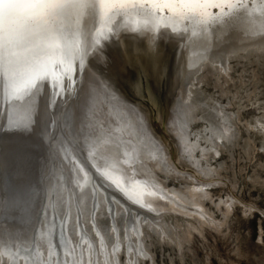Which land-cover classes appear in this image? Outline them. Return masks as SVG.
<instances>
[{
    "label": "rangeland",
    "instance_id": "obj_1",
    "mask_svg": "<svg viewBox=\"0 0 264 264\" xmlns=\"http://www.w3.org/2000/svg\"><path fill=\"white\" fill-rule=\"evenodd\" d=\"M181 32L188 33L187 29H181ZM176 43L175 50L169 48L165 52L166 59L172 57V70L170 88L164 94L167 100L163 118L143 99L129 96L125 99L121 91L102 80L117 96L149 117L153 135L161 147L163 145L162 150H167L173 169L164 164L158 167L153 160L148 161L150 167L147 168L155 179L142 177L145 184L160 181L167 191L178 192L184 198L190 197L191 188H202L206 184L210 194L201 200L207 210L205 216L209 215L207 218L213 221L205 222L185 211L184 214L181 208L152 212L150 206L140 200L142 187L135 189L136 185L132 186L138 183V177L128 176L127 181V173L124 182L129 183L128 188L139 189V193L136 192L138 196L132 193L133 196L125 190L122 179L118 177L119 181L115 173L121 167L109 164L116 158L117 150L107 154L108 148L103 147V143L107 141L104 138L106 131L112 132L116 128L115 131L122 133L126 130L122 127H127L130 121L127 122L117 104H109L98 90L95 91L97 87L88 74L101 78L92 60L88 66L84 64L85 75H81L78 66L70 70L58 63L53 69L54 76H40L28 95L13 97L10 110L6 107L10 100L1 95L0 264H63V260L53 263L51 257L61 252L63 258L65 247L71 248L69 236L73 234H69L67 227L77 234L74 228L80 216H83L80 222L82 220L84 233L91 236L97 249L96 264H105L102 253L105 247L100 235L111 250L112 264L115 260L117 263L114 264H264V50L252 46L226 54L219 63L203 61L191 80L194 84L188 87L191 98L181 102V106L178 98L186 41ZM161 106L158 105V111ZM175 113L180 119L178 125L181 124L184 131H179L181 137L170 131L169 124ZM117 131L112 135L115 136ZM143 135H138L137 139L143 140L142 146L148 147L147 136L144 132ZM124 136L129 142L126 143L133 146L136 138L132 134ZM146 147L144 152L149 151ZM100 150L105 153L101 154ZM127 154L133 156L128 151ZM108 167L115 172L107 170ZM121 171L126 172L124 168ZM141 173L144 172L141 170ZM139 181L144 183L142 179ZM97 182L101 183L100 187ZM68 187L74 190L73 195L78 199L74 200L76 205L83 203L84 213L79 204L77 209L81 215L77 212V218L69 217L66 207ZM58 188L66 190L67 202L61 203L64 200L61 196L63 200L58 202L57 208L54 203L60 198L55 195ZM49 192L52 195L48 197ZM79 199L84 200L80 202ZM178 202L188 207L184 202ZM156 216L164 219L161 221ZM78 236L84 243L81 234ZM107 258L110 262L111 258Z\"/></svg>",
    "mask_w": 264,
    "mask_h": 264
},
{
    "label": "bare ground",
    "instance_id": "obj_2",
    "mask_svg": "<svg viewBox=\"0 0 264 264\" xmlns=\"http://www.w3.org/2000/svg\"><path fill=\"white\" fill-rule=\"evenodd\" d=\"M250 10H253V11H251V13H250ZM233 15H231V16H233ZM231 16H229L230 18L228 20L224 21V23H222V24L216 23V25L214 24L215 25L214 27H206V29H205V27L200 26V25H197V27L193 26V27H195V29H191V28H189L187 26H180V24L182 23L181 21L178 22V23H176L175 30H177V31H181V30H178V29H188V30H190V31L187 30L188 31V33L186 32L187 34L182 33V32H178L176 34V36H177L176 37L177 38V42L186 41L185 51L182 54V59L184 58V60H183L184 61V68H183V70H185V73L182 70V72H183V79H182V83H181V92L179 93V98H178V99L181 100V101L178 100V102H180V104H181V102L184 103L186 100H190V98H191L190 97V93H191V91H190V88L191 87L190 86L194 84V83L193 84L191 83V80L194 78L197 70L199 69V66H201V64H202L203 61H205V60L207 61V59H208L209 61L210 60H213V62L214 61H216V62L218 61V63H219V61H221V60L223 61V58L226 57L225 56L226 54L231 53V52H235V51H240V50H243V49L245 50V48L252 47V46L258 47V48H261V49L264 50V5L261 4V0H255L252 4H250L249 6H247L246 8H244L239 13L235 14L232 18H231ZM144 23H145V18H143L141 16H138V15H132V16L127 17L126 19L125 18H117L116 19V23L113 25V27H114V33H115L114 36L119 35L120 34L119 32H121L122 30H126V31L129 30L130 28H132L133 25L141 26V30L140 31H136L135 33H137L138 35H141V36L146 37L147 41L151 44L152 43L151 41L153 40V38L156 37V35H154V32H151L150 26H149V28L142 27L144 25ZM51 29H52L53 33L56 36L59 37V39L55 41V44L58 47H60V48L71 47V48L74 49V55H73V57L71 59V62H69L67 60H63V58L60 56L59 53H57L55 56H45L42 59L39 58V57H35L33 55V53L28 50V47H26L22 43L19 44V45H17V46H15V47H13L11 49V52L14 53V56L12 57V59L13 60H19L20 63L17 64V65H15L14 69L13 68H7V66L6 67H0V96L3 94V96H4L5 99L8 98L10 100L9 101V105L6 106V107H8L9 110L11 109V107L13 105L11 103V99L13 97L23 98L25 95H28V93H30V91H31L30 90L31 87L29 86V82L30 81H34L35 82V80H37L40 76H41V78L42 77L45 78L47 76L48 77L54 76L55 74L53 75V73H54L53 69H54V67H56L55 65H57L58 63L61 66L63 65L64 67H68L70 70H73V68L75 66H78L79 69H80V72H81V67H83L84 64H86L88 66L89 63L91 62V60H92V63H95L96 61H98L100 59L99 57H102L103 56V51H101V50H102L103 47H106V43H108L111 40V39H108L107 41H103L102 40L99 45L90 47V45L92 44V36H93V34L96 33V31L98 29L101 30V31H104V29L102 27V23H101V17L98 14L97 10L94 9V8L87 9L82 16H80L78 14V10H76V9H68L65 12L59 14L57 17H55L51 21ZM85 34L88 37L87 41H85V39H84V35ZM193 34H195L194 37L191 36ZM119 37H121V35ZM110 38H112V36H110ZM92 51H96L94 53H96V55L98 54V57H96L95 54H93L91 56V54L93 53ZM101 52H102V54H101ZM69 69H67V70L70 71ZM57 70H58V68H57ZM61 70H63V69H61ZM70 74H71V71H70ZM69 76H71V75H69ZM88 76H89V79H92L93 80L92 82L94 83V86L97 87V89L95 91L98 90L99 93H100V95L102 94V96H104L105 100H107V102L109 104H113V103L117 104V106L119 108L118 110H120V112L125 115V118H126L127 122H128V120L130 121L128 123L129 125H127V127H124V126L122 127L121 126L123 129L126 128V130L124 132H122V133L120 131L118 132L116 130L118 133H116L115 136H113L112 134H115V132H116L115 129L116 128H114V130H113L115 132H113V131L112 132L111 131H109V132L106 131L107 133L105 132L106 135H105L104 138L107 141L104 140V143H103L104 144L103 147L108 148L107 149L108 150L107 154L109 152H111L110 154H112V151L113 150H117L116 156H115L116 158L114 159V156H113L112 158L114 159V161H111L110 160L109 161V164L119 166V167H121V169L124 168L126 170V172H123L119 168L120 171L119 170H116L118 172H115L114 171L117 174V178L119 177L120 179H122L123 185L125 186V190H127V192L130 191L131 194L132 193L133 194L135 193L137 195L136 192H138L139 189H137V191H135L136 187L137 188L142 187L143 190L142 189H140V190L143 191V195L138 192L139 193V197H141L140 200L143 199V201L145 203V204L144 203L143 204L145 206H150V208L152 209V212H153V210L155 212H161V211L168 210L169 208H172L174 210H178L179 208H181V209H183L182 210L183 213L185 211V212H188L191 216H194V217L195 216H199L205 222H208V223L212 222L213 220L212 221L211 220L209 221V219L207 218L209 215H207V217L205 216V213H207V210L205 208L204 202L201 200L202 197L209 196V194H210L209 191L207 190V188L205 187L206 184L203 185L202 188H197V187H194V189L191 188L192 190H189L190 197L189 196L188 197L186 196V198L182 197L181 196L182 194L180 195V194H178V192H175V191L173 192V191H170V190L167 191L166 190V187L164 185H162V183H160V181H156L155 180L154 181L155 184L154 183L153 184H151V183L145 184V182L143 181V178L144 179L147 178V180L148 179L151 180V179H153L155 177L154 174H153V172L151 170L149 171V169L147 168V166L150 167L148 161H152L153 160L155 162V164H156L155 166H158V167H160L161 165L164 164L163 166H167V168H169L170 170L173 169V167L170 165V162H169V157H168V154L166 152L167 150L165 148H164L166 150L165 152L162 150L163 145L161 147V144L156 140L155 136L153 135V131H152L151 127H150V119H149V117L147 115L144 114V112H142L141 110H139L137 107L130 105L121 96H117L118 94L115 93L105 83L106 81L104 80L105 81L104 82L102 80L101 77H100L101 79H99L98 77L93 76L92 74H90V72H89ZM189 84H191V85L189 86ZM35 87H36V85H35ZM188 87H190V88H188ZM26 89H28V90H26ZM99 93L97 92V94H99ZM166 93H167L166 92V88L164 87V92L160 96H158L156 98H153V99H150L149 97L146 96V99L148 100L146 102V104L149 105L150 107H152V109L154 108L153 110H155L156 112H159L160 118H163V112L165 110V103H166V100H167V97L165 96ZM123 95L125 96L124 98L126 99L127 98V94L125 92H123ZM34 96H36V98L38 97V95H33V97ZM33 97H32V99H33ZM24 100H26V99H24ZM38 101H37V103H38ZM27 102H26V105H27ZM33 103H31V104L33 105ZM160 104H162V106L159 109L160 111H158V108L157 107H158V105L160 106ZM24 106H25V104L23 105V107ZM181 106H183V104H181ZM90 109H92V108H90ZM107 109H109V108H107ZM21 110H23V109H21ZM29 112H30V110H29ZM29 112H28V114H29ZM20 113H22V112H20ZM30 115H31V113H30ZM101 115H103V114H101ZM173 117H174V115H173ZM175 119H176V123L174 122ZM179 120L180 119L177 118L176 113H175V117L171 120V122H170L169 125L172 128V129H170V131L171 132L173 131V132L177 133V136L179 135V137H181L180 134H178V133H180V132L181 133L182 132L184 133V131L181 128V124H180V126L178 125V121ZM108 121H106V122H108ZM104 122H105V120H104ZM9 124H11V123H9ZM104 125L107 126V123L104 124ZM101 128H102V130H104L103 127H101ZM105 128L108 129L107 127H105ZM226 130H228V129H226ZM121 131H122V129H121ZM229 131H231V130H229ZM143 132L147 136V141H148L147 145L149 147V151H147V152H144L143 151L144 147H146L144 145L142 146V144H141V143H143L142 142L143 140L137 139V136L138 135H143ZM129 134H132L136 138L135 139V142L133 141V143H134L133 146L132 145L131 146L128 145L126 143L128 141H125V140H127V138L124 135H129ZM229 134H231V133L229 132ZM220 135H222V134H220ZM142 137H144V135ZM184 144H186V143H184ZM101 145H102V143H101ZM108 145H111L112 147L111 148L106 147ZM117 146H119V148ZM185 146H187V145H185ZM99 147H100V145H99ZM148 147H146V150H147ZM101 148H99V149H101ZM96 150H94V151H96ZM103 150L105 151V149H103ZM102 151L100 153L101 154H104L105 152L103 153ZM127 151L130 152V153H132L133 156L128 157L127 156L128 155L127 154ZM93 156H94V154H93ZM97 158H99V157H97ZM120 159H122L121 160L122 162H120ZM140 162L142 163V165H141ZM139 168H141V169H139ZM108 169H109V167L107 168V170ZM111 169H109V171L113 172ZM141 170L144 172L143 174L141 173ZM126 173L128 174V175H126V177H128V176H136V177H138V180H137L136 177H133V179L136 178L135 180H137L138 183H136L135 181L132 180V182H135V183L132 184V186L136 185L135 186V189L133 187L132 188H130V187L128 188L127 185H129V183L126 185V183L124 182V179H125L124 175ZM116 174H114L115 175V178H116ZM140 174H142V175H140ZM112 177H114V176H112ZM120 179H119V181H120ZM139 179H142V181L144 183H142L141 181H139ZM127 181H129V177H128V180ZM97 183H96V185H99V187H100L101 186V183L100 184L99 183L97 184ZM130 183H131V181H130ZM120 184H122V183H120ZM64 187H66V185ZM92 187L96 191L99 189V188L96 189V186L95 185L94 186L92 185ZM68 189H67L68 190L67 191L68 192L67 195H68L69 203H68V205L66 207L68 208V211L70 212L69 217L70 216H75L77 218L79 216V215L77 216V212H78V209L77 208L79 207V204H80V207L82 208L83 206H81V205L83 203L82 204L79 203L78 206H77L76 205L77 202H75V201L78 200V199H76V196L73 195V192H74L73 188L68 187ZM123 189L124 188H122V190ZM125 190H123V191L125 192ZM104 191L105 190H103V192ZM64 192L66 193V190H64L62 188H58L56 190L55 195L57 197H60V198H59V201L55 199V203H54L55 204L54 205L55 207H57L56 205H59L58 202H61L63 200V198L61 199V196H64L65 195ZM106 192H107V190H106ZM90 193H92V192H90ZM130 193H129V196H131ZM109 194H111V193H109ZM50 195H52V193L49 192L48 197ZM108 195H105V196H108ZM127 195H128V193H127ZM65 196H64V200L61 203H64V201L66 200L65 199ZM83 196H85V195L84 194L81 195L82 198H83ZM96 197H99L98 194H97ZM104 197H103V199H104ZM108 198L109 197H107V199ZM84 199H81V200H84ZM81 200H80V202H81ZM108 200L110 201V199H108ZM178 201H181V203L184 202L185 204L188 205V207L186 205H181ZM65 202H67V200ZM138 203L140 204V201ZM190 206H195L196 209L193 210ZM100 207H102V206H100ZM99 208H96V209H99ZM82 209H80V210H81V212L84 213V208H82ZM171 211L173 212V210H171ZM96 212H97V210H96ZM79 214L81 215V213H79ZM184 214H186V213H184ZM82 215H84V214H82ZM190 215H189V217H190ZM163 216H165V215H163ZM80 217L82 218L83 216H80ZM80 217H79V222L77 221V219H76V222L74 221L76 223L74 229L76 230V233L77 234H74L72 232L73 229H71L69 226L67 227V229L69 231V234L70 233L73 234L72 236H69L70 237L69 240L71 241L70 242L71 248L65 247L66 250H65V255L63 256V258L60 255L61 252L60 253L58 252V254L56 256H52L51 258H52V262L53 263H55L56 261L59 263L60 260H63L65 264H85V262H86V264H96V260L95 259L97 258V255H98L97 249L95 247V244H94L91 236H88V234L86 235L84 233V230H83V227H82L83 224L81 226L82 220L80 222ZM161 217L162 216H160V219H161ZM157 218L159 219V217H157ZM163 219H161V221ZM71 221L72 220L69 219V222L68 221L67 222L71 224ZM83 221H85V220H83ZM138 221H140V220H138ZM161 221H158V222L160 223ZM150 222H153V221H150ZM155 222L158 223L157 220ZM150 225H153V223H150ZM156 225H158V224H156ZM95 226H96V228H98L97 227L98 225L96 223H95ZM141 227H139V228H141ZM163 229L164 228H162V230ZM174 229H176V228H174ZM97 230H98V233L101 232L99 229H97ZM80 234H81V237L84 239V243H82L83 240L80 239V236H78ZM72 238H73V241H72ZM100 238H101V241H102L103 248L105 247L104 248V251L102 252L104 254V256H103L104 260L103 261H104L105 264H110L112 262L111 250H109V248L106 247L107 244L105 242V239L102 237V235H100ZM66 241H68V240L66 239ZM118 245L120 246L119 243H118ZM54 249H55V247H54ZM0 250H1V248H0ZM52 251L54 253V250L53 249H52ZM52 251L50 250V252H52ZM19 257H21V256H19ZM107 257H110L111 258V261L110 262L108 261V258ZM51 258L49 260H51ZM25 259L26 258H24V261H25ZM115 262H116V260H115ZM14 264H16V262Z\"/></svg>",
    "mask_w": 264,
    "mask_h": 264
},
{
    "label": "snow or ice",
    "instance_id": "obj_3",
    "mask_svg": "<svg viewBox=\"0 0 264 264\" xmlns=\"http://www.w3.org/2000/svg\"><path fill=\"white\" fill-rule=\"evenodd\" d=\"M249 0H0V67L13 68L19 60H13L11 49L24 44L35 57L55 56L57 53L71 62L74 49L60 48L59 39L51 29V21L68 9L78 10L82 16L89 8L97 10L104 31L97 30L90 47L110 39L117 18L138 15L145 18L142 27L156 32L159 28H172L187 20L194 25L207 27L222 21L233 12L246 8ZM264 5V0H261ZM253 10H250V13ZM133 25L131 31H140ZM85 41L88 37L84 35ZM35 87V82H29Z\"/></svg>",
    "mask_w": 264,
    "mask_h": 264
},
{
    "label": "water",
    "instance_id": "obj_4",
    "mask_svg": "<svg viewBox=\"0 0 264 264\" xmlns=\"http://www.w3.org/2000/svg\"><path fill=\"white\" fill-rule=\"evenodd\" d=\"M254 1L255 0H249L247 6ZM243 9L244 8H241L233 12V14L235 15ZM233 16H231V18ZM229 18L228 16L222 21L210 23L207 27H214L216 23L222 24ZM181 22L180 26H187L191 29L197 27L193 22L187 20ZM135 32L131 31L130 28L127 31L122 30L117 36H114V32L111 33V40L106 43V47H103L101 50L103 51V56L101 55L102 57H99L100 59L94 64L97 65V73L100 74L99 76L104 79L106 83L121 92H125L130 98L143 99L146 103L148 101L145 98L146 96L153 99L164 92V87L166 90L170 88L172 57L166 59L165 52L169 48L175 50L177 45L176 34L181 31H177L175 28L173 30L172 28L161 27L158 31L154 32L156 37L153 38L151 44L147 41L146 37L138 35ZM120 35L121 37H119ZM191 36L194 37L195 34ZM92 52L91 56L95 54V56L98 57L96 53H94L96 51ZM164 65L165 70L163 69ZM84 72L85 67L83 66L81 67V75L84 74ZM160 89L163 90L159 93ZM2 111L1 105L0 112Z\"/></svg>",
    "mask_w": 264,
    "mask_h": 264
}]
</instances>
